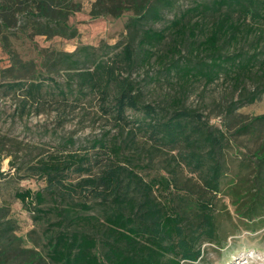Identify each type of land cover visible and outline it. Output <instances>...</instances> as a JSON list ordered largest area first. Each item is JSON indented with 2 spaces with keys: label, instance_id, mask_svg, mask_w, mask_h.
Segmentation results:
<instances>
[{
  "label": "trees",
  "instance_id": "trees-1",
  "mask_svg": "<svg viewBox=\"0 0 264 264\" xmlns=\"http://www.w3.org/2000/svg\"><path fill=\"white\" fill-rule=\"evenodd\" d=\"M76 3L0 0V23L7 32L16 26L10 16L15 19L17 12L22 14V21L32 22L37 34L76 37L77 29L68 23L77 10ZM168 12L173 13L170 19ZM100 14L115 15L116 8L108 0H97L92 15ZM159 22L167 24L156 29L153 25ZM125 28L126 40L109 45L114 50L112 56L94 55L92 45H82L75 52H57V62L65 61L67 65L61 68L66 70L64 82L33 71L34 65L15 59L13 52L9 54L14 62L6 71L18 77L0 82V96L13 100L15 105L12 118L43 111L46 96L52 92L61 93L63 99L69 94L88 93L98 97L100 108L114 118L120 132L126 131L125 136L110 137L108 132L95 138L94 153L51 154L31 165L34 173L46 177L51 194L70 197L64 200V206L53 197L55 204L46 207V193L41 190L16 192L36 219L57 216L53 223L48 220L52 226L46 233L47 255L55 264L195 263L202 256V242L216 237L210 202L197 200L198 207L190 212L179 208L175 195L164 201L157 199L162 179L147 180L144 174L129 169L127 164L139 163H134L125 150L137 145L140 136L156 149L168 146L177 150L179 163L217 195L223 174L225 133L195 109L185 107L183 96L175 98L176 106L169 111L144 103L137 81L131 78L132 70L155 62L183 84L197 79L209 84L224 73L237 86L256 84L245 94V103H253L264 94V52L260 49L264 44V0H198L183 9L179 0H143L140 11L129 18ZM232 48L238 49L232 52ZM25 69L31 74H25ZM139 112L140 117L134 115ZM257 119H264V115ZM93 157L99 159L97 164H104L96 176ZM74 169L88 175L74 180L70 178ZM136 170L147 173L145 168ZM75 195L94 202L75 200ZM172 198L178 201L172 202ZM181 199L183 204L186 198ZM258 203L256 199L248 208L250 215L256 214ZM10 223L0 219V245Z\"/></svg>",
  "mask_w": 264,
  "mask_h": 264
},
{
  "label": "rangeland",
  "instance_id": "rangeland-1",
  "mask_svg": "<svg viewBox=\"0 0 264 264\" xmlns=\"http://www.w3.org/2000/svg\"><path fill=\"white\" fill-rule=\"evenodd\" d=\"M73 1L77 2V10L69 16L68 23L77 29L76 37L37 34L32 22L22 21V14L17 12L15 19L10 16L16 26L7 32L0 23V82L18 77L6 71L14 62L9 52L20 62L34 65L33 71L52 75L61 82L66 80V70L61 68L67 65L65 61L57 62L56 57L60 56L57 52H75L82 45H92L95 49L90 51L94 55L107 53L112 56L114 50L109 45L126 40V23L140 11L143 0H108L116 8V14L97 16L92 15L97 0ZM195 1L198 0H179V6L183 9ZM172 16L173 13L168 12L167 17ZM166 24L159 22L153 26L160 29ZM248 48L246 42L245 49ZM260 49L264 52V44ZM77 58L82 60L83 56ZM131 78L137 81L144 103H153L169 111L176 106L175 98L183 96L185 107L201 113L226 135L221 189L217 195L184 163H179L177 150L168 146L156 149L142 136L137 145L125 150L127 155H132L134 163H139L137 166L127 164L129 169L144 174L147 180L162 179L164 184L157 190V199L164 201L175 195L179 201L172 198V202L178 201L180 209L190 212L198 207L197 200L212 204L216 237L202 242V256L198 261H184L183 264H264V163L260 160L264 154V119H257L264 115V94L253 103H245L247 91L254 90L255 83L237 86L231 77L222 73L209 84L200 79L183 84L176 75L166 73L165 67L155 62L135 68ZM46 98L43 111L23 117L17 114L12 118L13 100L0 96V207L3 208L0 219L11 221L0 245L1 264H55L47 255L46 233L52 226L48 220L53 223L57 216L36 219L16 197V192L44 191L46 207L55 204L54 198L57 204L64 206V200L69 201L70 197L51 194L46 177L34 173L31 165L51 154L94 153L93 140L108 132L110 137L126 135V131L120 132L114 118L102 111L95 94L74 93L63 99L61 93L52 92ZM128 113L133 114L132 111ZM134 115L140 117L142 114ZM97 160L93 157V175L100 174L104 165L97 164ZM140 168L147 169V173L136 170ZM71 173L70 178L74 180L88 175L75 169ZM75 196V200L94 202ZM181 198H186L183 204ZM256 199L260 200L255 207L256 214L250 215L248 208Z\"/></svg>",
  "mask_w": 264,
  "mask_h": 264
}]
</instances>
